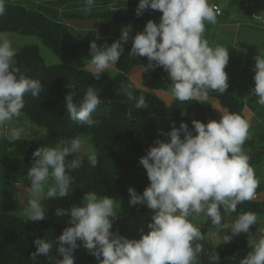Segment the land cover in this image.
<instances>
[{"label":"clouds","instance_id":"9594fccd","mask_svg":"<svg viewBox=\"0 0 264 264\" xmlns=\"http://www.w3.org/2000/svg\"><path fill=\"white\" fill-rule=\"evenodd\" d=\"M94 3L95 0H85V10L91 11ZM148 8L162 13L159 23L149 19L143 31L134 36H130L131 27L125 26L111 44L101 46L95 40L90 42L88 70L93 78L99 80L106 69L118 63L123 45L131 39L129 55L147 57L144 71L163 67L178 101L196 100L209 91L225 93L228 48L210 46L204 38L205 22L215 24L221 9L210 0H139L135 14L140 16ZM5 11L6 0H0V16ZM15 57L12 42L0 35V129L21 116L26 94L37 97L45 91L39 79L26 75L16 66ZM254 59L253 92L257 103L264 105V54ZM101 102L100 90L91 86L78 100L72 92L64 99L70 119L89 128L100 123L92 113ZM135 107L148 108L143 95L138 97ZM192 126L195 134L183 121L179 127L162 132L167 139L157 137L139 158L150 183L142 193L129 187V203L146 204L153 210L148 231L141 227L139 239H129L118 229L113 231L117 212L112 197L88 191L81 204L69 209L57 208L56 215H68L69 220L57 239L56 255H51L53 243L38 237L33 241L35 251L30 253L34 264H40L41 255L48 264H74L73 253L81 246L99 264H194L204 247L199 243L202 232L190 218L194 214L203 215L212 225H221L224 219L221 208L223 213L235 212L239 204L254 199L258 182L243 150L249 136L248 120L225 110L218 120L204 123L193 119ZM6 132L9 141L24 138L22 128L13 127ZM77 153L87 155L90 167L98 166V153L79 136L62 146L39 147L32 153L33 163L27 172L30 194L24 209L27 220L46 218L44 199L50 201L69 195L74 179L70 171L80 168L83 161L74 158L66 164V159ZM13 184L14 188L19 186V182ZM256 223L254 212L238 215L233 223L226 225L230 233L221 242L228 243L240 233L250 235V228ZM248 243L251 251L239 264H264V235ZM208 259L210 264H220L221 258L214 250Z\"/></svg>","mask_w":264,"mask_h":264},{"label":"trees","instance_id":"16d2710c","mask_svg":"<svg viewBox=\"0 0 264 264\" xmlns=\"http://www.w3.org/2000/svg\"><path fill=\"white\" fill-rule=\"evenodd\" d=\"M97 1L99 0H95L94 3L97 4L95 8L106 1L111 5L107 10L96 13L105 21L106 29L112 25L131 28L135 24L145 25L153 16L161 14L159 10L148 8L137 16L135 14L137 2L133 0ZM67 2L72 1L6 0L5 14L0 16V35H14L19 38L13 40L16 66L26 75L39 79L45 87V91L39 93L37 97L26 94L21 116L8 122L5 129H0V144L3 143L5 146L7 144L5 130L11 129L8 124L25 120L37 127L34 132L36 137L30 141L26 148L27 155L22 161L15 156L5 158L9 163H5L6 167L2 170L6 180L1 179L0 183V264H34L30 253L35 251L33 241L38 237L51 241L53 243L51 255H56L57 239L68 224V221H58L49 215L41 221L27 220L24 215L27 202L19 197V193L22 192H16L13 183L20 182L24 177L28 179L27 172L33 163L32 153L37 148L62 146L64 142L78 136L85 138L88 147L98 153L99 164L95 168L90 167L84 153L73 154L66 159V164L74 158L83 161L80 168L70 171L74 179L67 199L75 205L81 204L86 192L95 191L98 196L112 197L116 203L127 209L129 217L135 218L151 209L146 204L131 205L128 188L133 187L142 193L150 183L146 169L139 163V158L146 154V149L154 144L157 137L167 139L162 132L170 131L173 126L179 127L183 121L195 134L193 119L204 123L217 120L207 108L205 109L204 99L208 100L207 102L216 99L222 108L242 117L243 102L229 84L223 94L209 91L206 96H201V99L178 101L172 95L171 81L163 67L144 71L148 59L144 56L131 57L130 42L123 45L124 52L118 63L106 69L107 72L102 73L99 80L94 79L88 70L91 60L88 55L90 42L95 40L102 46L104 43L111 44L118 37L109 33L90 39L78 36L73 30L76 27L73 24L74 20L69 18L75 15L64 9ZM45 3L51 7L42 6ZM83 4L85 2L78 0V11ZM131 5L136 7H130ZM50 55L56 60H50ZM135 68L142 71L140 80H146L145 77L161 79L162 85L165 83L171 87L152 85L148 87L149 89H142L145 83L141 85L134 83L138 82L137 78L139 79L133 73ZM89 86L100 90L102 101L92 113V117L100 123L92 128L71 120L64 105L68 92L74 93L78 100ZM141 95L145 97L148 108L139 110L135 104ZM182 112L186 115L182 116ZM243 150L252 168L261 164L264 162V137L258 146L253 140L247 139ZM4 156L6 154L0 158L1 162L4 161ZM6 186L9 188L5 189ZM262 189L263 181L256 188L254 199L239 204L235 212L222 214L223 225L219 227L224 237L230 233L226 225L233 223L238 215L244 212H254L257 223L251 226L250 235L240 233L230 242L220 244L202 239L199 243L203 245L204 251L195 261L197 264H210L208 257L214 250L220 255V264H239L251 251L249 243H241L240 240L264 235V199H257V193ZM50 202L51 200L46 198L42 204ZM45 205L44 207L48 206ZM207 223H210L209 228L217 230L218 226L212 225L210 220H207ZM117 229L122 235L130 231L126 223L120 224L116 217L113 220V231ZM73 257L74 264H99V261L82 246L74 251ZM38 260L40 264H48L47 258L42 255Z\"/></svg>","mask_w":264,"mask_h":264},{"label":"crops","instance_id":"0c3cea01","mask_svg":"<svg viewBox=\"0 0 264 264\" xmlns=\"http://www.w3.org/2000/svg\"><path fill=\"white\" fill-rule=\"evenodd\" d=\"M210 3L217 5L221 14L215 24L205 22L204 38L210 46L228 48L229 61L225 68L228 84L243 102L242 118L250 123L248 139L258 146L264 137V105L257 103L253 92V66L254 57L264 54V0H210ZM128 42L132 43L131 39ZM133 73L140 79V68H135ZM207 101H203L207 110L218 120L226 109L216 99Z\"/></svg>","mask_w":264,"mask_h":264},{"label":"rangeland","instance_id":"374dc122","mask_svg":"<svg viewBox=\"0 0 264 264\" xmlns=\"http://www.w3.org/2000/svg\"><path fill=\"white\" fill-rule=\"evenodd\" d=\"M70 1H72V2H67V3H65L64 6H66V8H68V9H66L67 12L75 15V16L69 17V18L74 20L73 24L76 27L73 28V30L75 31V33L78 36L84 37L86 39H90V38H94V37H100L101 35H106V33H109V35L111 34V36H115V37H118V38L120 37L121 30L124 27H122L120 25H112V26H110L109 29H106V27L104 25L105 21L102 18H99V16L96 15L97 12H101L103 10H107L109 7H111V5L108 4L107 1H106V3L101 4V6L98 7V8H95L94 7L95 5H93L91 11H86L85 10L86 9V6H85L86 4H83V7L81 8V10L78 11L77 10V8H78V0H70ZM82 1L85 2V0H82ZM102 1L103 0H101V2ZM130 1H132V0H130ZM133 1H136L137 2L136 5H138L139 0H133ZM98 2H100V0ZM42 6L51 7L50 5H47V3L43 4ZM130 7H136V6L131 5ZM161 15H162V13L158 14L156 16H153L152 20L153 21L159 20ZM80 16H82L83 18L80 17ZM144 26L145 25H140V24L133 25V27L131 28L132 31H131L130 35L134 36L137 32L143 31ZM3 36L8 38L12 42V45L14 44L13 40H15V39L18 40L19 39L18 37L14 36V35L13 36L3 35ZM27 41H29V40H27ZM50 60H56V59H53V57L51 56ZM112 71H114V70H112ZM105 72H107V71L105 70ZM145 79L146 80H140L139 79V82H134V83H135V85H138V84L141 85V84L145 83V86H142L143 87L142 89H149L148 87H150L152 85H154V87L155 86H161L162 83H163L161 81V79H153V78H150V77H147V78L145 77ZM164 84L162 86H170L168 84H165V85ZM204 107L206 109V106H204ZM8 125L11 128L15 127V128L24 129V138H21V139L16 140V141H9L8 136H7V132L5 130L6 136H7V138H6L7 139V144L5 146L2 145L3 143L0 144V146L2 148L0 150V158L4 154H6V156L3 157L4 161L3 162L0 161V183L2 181L1 179L6 180L4 174L2 173L3 172L2 170H3L4 167H6V166H4L5 163L6 164L9 163V161L6 160L5 158L8 157L10 159V157L15 156V157L21 159V161H22V159L27 155L26 148L28 147V145H30V141L33 138L36 137L34 132H36L37 127L32 125V124H30V123H28V122H26L25 120L20 121V122H15L13 124L11 123V124H8ZM253 169H254L256 180L259 181V182H262V181L264 182V162H262L261 164H258ZM259 169H261V170H259ZM258 175H260V176H258ZM49 183H51V180H49ZM8 188H9V186H6L5 189H8ZM15 191L16 192H22V193H19V197L21 199H25V202H27L29 194H30L29 179H25V177L22 178L20 180V182H19V186L15 187ZM46 192H47V188H45V193ZM257 199H260V200L264 199V189H262L261 191H259L257 193ZM50 200H51V202L49 204L45 203L48 206H46L44 204L46 206L45 207L46 208L45 209L46 215H49L50 217H53V218H55L58 221L67 222L69 220V216L68 215L57 216L56 215V210H57V208L69 209L71 206L75 205V203L72 202L70 199H67L66 196H64V197H59L58 196V197H55V198H50ZM25 202L22 201L23 205H25ZM70 202L72 203V205H71ZM115 204H116L115 211L117 212V216L116 217L118 219V222L120 224L125 222L126 225L128 226V228L130 229L128 234L124 233L123 235H125L129 239H139L140 238L139 229L141 227H143L145 231H148L147 224L151 221V218H152V215H153V210H149L148 212L144 213L140 217L132 218V217L128 216V212H127V209L125 207H123L121 204L116 203V202H115ZM76 205H78V204H76ZM48 212H51V214H48ZM221 212H222V214H224L223 213V209L221 210ZM190 219L197 227L200 228V230L202 232L203 239L211 241L212 243H215V244L222 243L221 241L223 239V235L221 233L222 230L220 229L219 226H221L223 224L219 225L217 230H215V228H212V229L209 228L210 227L209 226L210 223H207L208 219L206 217H204L203 215L197 216V215L194 214L193 217H191ZM137 222H138V224H136ZM139 222H141V223H139ZM259 237L260 236H254V237L250 236L247 239H245V238L241 239L240 242L248 244L249 240L258 239ZM237 240H238V238H237ZM197 263L198 262H194V264H197Z\"/></svg>","mask_w":264,"mask_h":264},{"label":"built area","instance_id":"2783aa9c","mask_svg":"<svg viewBox=\"0 0 264 264\" xmlns=\"http://www.w3.org/2000/svg\"><path fill=\"white\" fill-rule=\"evenodd\" d=\"M216 6H217V5H216ZM220 14H221V11H220ZM220 14H219V15H220Z\"/></svg>","mask_w":264,"mask_h":264}]
</instances>
